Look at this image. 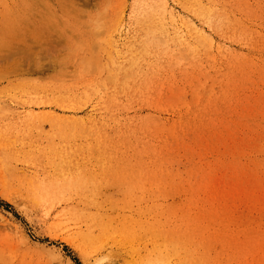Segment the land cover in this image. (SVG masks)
<instances>
[{
    "label": "rangeland",
    "instance_id": "374dc122",
    "mask_svg": "<svg viewBox=\"0 0 264 264\" xmlns=\"http://www.w3.org/2000/svg\"><path fill=\"white\" fill-rule=\"evenodd\" d=\"M0 264H264V0H0Z\"/></svg>",
    "mask_w": 264,
    "mask_h": 264
},
{
    "label": "bare ground",
    "instance_id": "6f19581e",
    "mask_svg": "<svg viewBox=\"0 0 264 264\" xmlns=\"http://www.w3.org/2000/svg\"><path fill=\"white\" fill-rule=\"evenodd\" d=\"M46 190V189H45ZM52 196V195H51ZM49 197V196H48ZM53 200V199H52ZM56 201H57V199H56ZM55 202V201H54ZM59 203H60V201H59ZM68 214H70V213H68Z\"/></svg>",
    "mask_w": 264,
    "mask_h": 264
}]
</instances>
